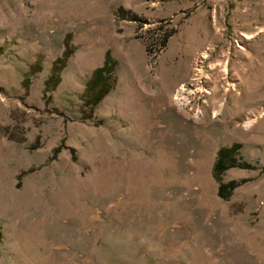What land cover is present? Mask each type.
Masks as SVG:
<instances>
[{
    "label": "rangeland",
    "instance_id": "rangeland-1",
    "mask_svg": "<svg viewBox=\"0 0 264 264\" xmlns=\"http://www.w3.org/2000/svg\"><path fill=\"white\" fill-rule=\"evenodd\" d=\"M0 264H264V0H0Z\"/></svg>",
    "mask_w": 264,
    "mask_h": 264
},
{
    "label": "trees",
    "instance_id": "trees-1",
    "mask_svg": "<svg viewBox=\"0 0 264 264\" xmlns=\"http://www.w3.org/2000/svg\"><path fill=\"white\" fill-rule=\"evenodd\" d=\"M117 14L121 17L124 12L121 10L117 11ZM68 52L65 51L64 54ZM65 59L59 58L57 59L53 64L52 68L50 70V75L48 77V83L53 82L51 84H57L59 81V75L61 70L64 67ZM113 70V63L111 62L110 56L108 53L105 54L103 65L100 68H97L92 73V77L88 80L86 84V90L85 92L87 95L91 97L93 100L92 103H96L99 100H101L105 94L108 92L110 88V84L108 82L109 76L111 74V71ZM95 92V93H92ZM239 148L237 146H233L230 148H221L217 151L216 158L212 167V174L215 179H217V176L219 173L223 172L227 167L235 166L236 162V155L237 150ZM238 166L243 167L245 164H238ZM223 189L224 186L220 185L218 188V195L224 197L223 195Z\"/></svg>",
    "mask_w": 264,
    "mask_h": 264
}]
</instances>
